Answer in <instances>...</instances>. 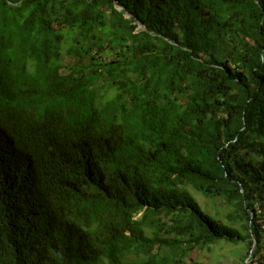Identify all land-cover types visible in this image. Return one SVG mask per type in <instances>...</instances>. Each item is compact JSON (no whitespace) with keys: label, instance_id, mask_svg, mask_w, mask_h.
Here are the masks:
<instances>
[{"label":"trees","instance_id":"obj_1","mask_svg":"<svg viewBox=\"0 0 264 264\" xmlns=\"http://www.w3.org/2000/svg\"><path fill=\"white\" fill-rule=\"evenodd\" d=\"M4 167L0 264H264V0H0Z\"/></svg>","mask_w":264,"mask_h":264},{"label":"rangeland","instance_id":"obj_2","mask_svg":"<svg viewBox=\"0 0 264 264\" xmlns=\"http://www.w3.org/2000/svg\"><path fill=\"white\" fill-rule=\"evenodd\" d=\"M188 189L197 203L201 206L203 212H208L210 215H223V213L226 212L223 211L225 207L221 201H212L192 187H189ZM235 250V246L221 243L213 247L210 251L203 252L198 259L200 262L206 264H242L244 254L241 253L240 255H236Z\"/></svg>","mask_w":264,"mask_h":264},{"label":"clouds","instance_id":"obj_3","mask_svg":"<svg viewBox=\"0 0 264 264\" xmlns=\"http://www.w3.org/2000/svg\"><path fill=\"white\" fill-rule=\"evenodd\" d=\"M0 180H5L7 184L9 185H16L13 177L11 176V171H9L7 168H3L0 174Z\"/></svg>","mask_w":264,"mask_h":264}]
</instances>
